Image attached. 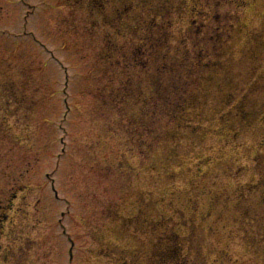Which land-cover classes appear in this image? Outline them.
<instances>
[{
  "label": "rangeland",
  "instance_id": "obj_1",
  "mask_svg": "<svg viewBox=\"0 0 264 264\" xmlns=\"http://www.w3.org/2000/svg\"><path fill=\"white\" fill-rule=\"evenodd\" d=\"M0 264H264V0H0Z\"/></svg>",
  "mask_w": 264,
  "mask_h": 264
},
{
  "label": "trees",
  "instance_id": "obj_2",
  "mask_svg": "<svg viewBox=\"0 0 264 264\" xmlns=\"http://www.w3.org/2000/svg\"><path fill=\"white\" fill-rule=\"evenodd\" d=\"M184 107V109H188V107L187 106H183ZM226 114V111H222V112H219L218 114H217V117H219V116H224ZM202 121L204 120V121H208V119H204V118H202L201 119ZM203 121V122H204Z\"/></svg>",
  "mask_w": 264,
  "mask_h": 264
}]
</instances>
